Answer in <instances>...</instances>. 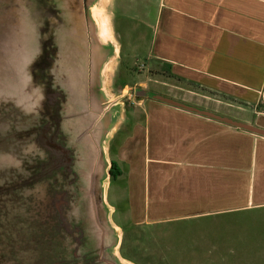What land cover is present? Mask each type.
I'll use <instances>...</instances> for the list:
<instances>
[{"label": "crops", "instance_id": "0c3cea01", "mask_svg": "<svg viewBox=\"0 0 264 264\" xmlns=\"http://www.w3.org/2000/svg\"><path fill=\"white\" fill-rule=\"evenodd\" d=\"M126 2L138 11L126 31L138 45L149 32L150 71L169 78V95L139 101L145 123L113 136L131 227L157 242L181 223L189 264L264 258V0Z\"/></svg>", "mask_w": 264, "mask_h": 264}, {"label": "water", "instance_id": "95a60500", "mask_svg": "<svg viewBox=\"0 0 264 264\" xmlns=\"http://www.w3.org/2000/svg\"><path fill=\"white\" fill-rule=\"evenodd\" d=\"M99 2L0 0V264H132L107 198L124 95Z\"/></svg>", "mask_w": 264, "mask_h": 264}, {"label": "rangeland", "instance_id": "374dc122", "mask_svg": "<svg viewBox=\"0 0 264 264\" xmlns=\"http://www.w3.org/2000/svg\"><path fill=\"white\" fill-rule=\"evenodd\" d=\"M142 12L139 13V16L149 21L153 14V8L148 7ZM127 13L133 14L134 17V14H138V11L126 0H117V2L113 0L111 7L108 8L114 38L118 43L119 58L108 68L107 88L115 98L124 95V98L121 99V107L124 109L122 122L127 121V124L145 123L146 110L149 106L147 103L143 107L138 106L142 97L137 96L135 91L143 89L161 96L169 95V90L164 87L167 77L164 73L150 71L152 69L146 61L149 32H143V39L138 45L136 43L137 34L132 31L135 30L134 25H130V29L126 31L129 24L125 26L124 15ZM134 21L136 23L137 19ZM143 83L149 84L150 87L143 85ZM129 90L132 91L131 95L127 94ZM147 102L160 103L149 98ZM112 140L113 138L108 145L111 162L116 158L115 139ZM117 180L110 178L107 198L109 204L115 208L113 221L122 230V242L119 248L122 258L134 264H189L187 262L189 260L184 259L181 253L184 248L183 242L180 241V236L183 233L181 223L176 222L168 225L164 231L165 234H162L157 242H154L151 237L154 229L145 226L132 228L130 219L125 213L126 205L120 198L122 196L121 183ZM165 235H167V238L163 239ZM202 260L204 264H264V258L233 259L229 253H225L222 258L214 259V262H212L213 259Z\"/></svg>", "mask_w": 264, "mask_h": 264}, {"label": "bare ground", "instance_id": "6f19581e", "mask_svg": "<svg viewBox=\"0 0 264 264\" xmlns=\"http://www.w3.org/2000/svg\"><path fill=\"white\" fill-rule=\"evenodd\" d=\"M111 2L112 0H100L93 14L94 19L99 27L101 39L106 44L108 42H113L116 44V40L114 38V33H113L112 21L108 14V8Z\"/></svg>", "mask_w": 264, "mask_h": 264}, {"label": "trees", "instance_id": "16d2710c", "mask_svg": "<svg viewBox=\"0 0 264 264\" xmlns=\"http://www.w3.org/2000/svg\"><path fill=\"white\" fill-rule=\"evenodd\" d=\"M111 179H117L121 174V170L118 167V164L115 161H112V167H111Z\"/></svg>", "mask_w": 264, "mask_h": 264}]
</instances>
